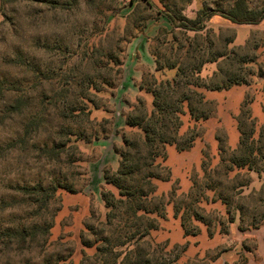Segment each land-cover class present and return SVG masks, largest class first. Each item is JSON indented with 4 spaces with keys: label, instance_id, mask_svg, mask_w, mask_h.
<instances>
[{
    "label": "rangeland",
    "instance_id": "obj_1",
    "mask_svg": "<svg viewBox=\"0 0 264 264\" xmlns=\"http://www.w3.org/2000/svg\"><path fill=\"white\" fill-rule=\"evenodd\" d=\"M233 1L152 0L153 5H148L144 0H0V264H81L83 257L94 254L93 249L83 248L80 235L93 214L105 220L107 210L102 193L118 194L114 187L105 184L103 174L105 170L112 171L111 166H119L116 150L123 147L126 135L137 131L126 126V119L140 101L147 109L152 108L153 96L148 90L154 80L175 75V71L156 72V55L163 62L170 54L167 48L177 46L167 6L172 13L195 19L205 4L213 9L227 8ZM248 4L259 9L264 7V0H248ZM207 26L216 34L236 32L237 46L255 41L261 46L257 54H262L264 60V21L259 26H241L216 16ZM142 53L149 61L153 58L155 71L146 69L147 62L140 64ZM131 58L135 60L137 77L127 84L125 67ZM215 68L207 65L202 76L210 77ZM38 71L64 73L79 82L91 81L100 90L90 94L96 107L89 105L91 115L76 129V134L84 132V136L71 139L70 145L77 146V152L70 150L60 163L40 159L36 149L52 145L50 128L41 137L30 140L26 150V145L18 144L41 96L49 94L51 88L47 82L39 84ZM250 81V87L205 92L214 113L199 125L200 138L191 150L179 152L174 146L166 149L165 166L171 171V181L157 183L158 194L167 196L173 188H180L177 195L188 193L193 181L204 185L203 163L212 168L219 163V139L226 148L238 145L240 134L235 119L247 97L254 100L250 106L253 117L264 123V82L257 77ZM54 179L65 182L75 194L59 190L49 209L34 216L36 205L24 199L16 188L38 182L49 185ZM247 180L249 185L241 195L237 191L232 201L234 224L229 222L227 207L218 199L213 203V195L208 193L209 201L201 204L199 213L210 228L195 222L193 227L200 234L185 238L181 221L175 218L170 205L165 220L158 221V230L149 241L169 248L187 246L180 264H240L245 258L258 260L255 247L258 237L264 240V222L258 230L252 224L253 220L258 224L264 221V176L251 173L244 175L242 181ZM239 208L244 210L242 214ZM43 222L52 225L46 243L24 253H20L16 243L9 244L7 231ZM239 226L245 231L239 230ZM225 231L227 235H222ZM247 249L254 254L247 253ZM181 252L179 249L176 255ZM217 255L218 260L211 262Z\"/></svg>",
    "mask_w": 264,
    "mask_h": 264
},
{
    "label": "trees",
    "instance_id": "obj_2",
    "mask_svg": "<svg viewBox=\"0 0 264 264\" xmlns=\"http://www.w3.org/2000/svg\"><path fill=\"white\" fill-rule=\"evenodd\" d=\"M144 1L153 5L152 0ZM167 8L174 25L173 42L177 46L172 44L167 48L170 54L163 62L159 54L156 55V72L175 71V75L171 79L154 80L148 90L153 96L152 108L147 109L140 101L139 107L126 119V126L137 131L126 135L123 147L116 150L120 156L117 171L105 170L103 174L105 184L114 187L118 194L102 193L107 210L105 220L101 221L93 214L81 232L83 248L94 250L92 256L83 257L81 264H180L187 246L169 248L149 241L151 234L158 230V221L165 220L167 207L173 205L185 238L197 237L200 231L194 229L195 222L210 228L199 213L201 204L209 201L208 193L213 195V203L218 199L227 207L229 222L234 224L235 217H231L233 198L237 191L241 195L249 185V180L242 181L244 175L264 176V123L260 124L253 117L250 106L254 100L247 97L235 119L240 134L238 145L234 149L226 148L219 139V163L214 168L203 163L204 185L193 181L188 193L177 195L180 188H173L167 196L158 194L157 183L171 181V171L165 166L166 149L174 146L179 152L191 150L200 138L199 125L214 113L213 104L206 99L205 92L250 87L252 77L264 82L263 55L257 54L259 44L253 41L237 46L236 32L227 30L216 34L207 26L216 16L233 25H259L264 21V7L252 9L248 0H234L227 8L213 9L205 4L195 19L172 13L171 8ZM179 36H182L180 43ZM207 65L216 68L210 77L204 78L202 73ZM37 77L41 86L47 82L51 88L49 94L41 96L38 109L25 124L23 139L18 144L26 145L23 147L26 150L30 140L41 137L50 128L53 130L52 145L44 144L36 149L40 159L60 163L70 150L77 152V146L70 145L71 139L84 136V132L76 134V129L81 128L91 115L89 105L96 107L90 94L100 90L91 81L79 82L55 71H38ZM262 93L264 109V86ZM16 189L30 204L36 205L34 216L49 209L59 190L75 194L70 186L58 179L49 185L38 182L31 187ZM238 211L242 214L244 210L239 208ZM263 222L258 224L253 220L252 226L258 230ZM51 229L49 222L23 225L7 231L6 237L9 244L16 243L20 253H24L46 243ZM239 230L245 231L241 226ZM221 234L227 235V232ZM257 248L256 245L255 251ZM179 249L182 252L176 255ZM247 253L254 254L248 249ZM217 257L211 262H216ZM248 262L249 259L245 258L240 264Z\"/></svg>",
    "mask_w": 264,
    "mask_h": 264
},
{
    "label": "crops",
    "instance_id": "obj_3",
    "mask_svg": "<svg viewBox=\"0 0 264 264\" xmlns=\"http://www.w3.org/2000/svg\"><path fill=\"white\" fill-rule=\"evenodd\" d=\"M263 23V22H262ZM261 23V24H262ZM259 24V25H261ZM256 25V26H259ZM141 60L140 64H144L143 62H147L146 65V69L149 71H155V62L153 60V58H151V60H148V57L145 53L140 54ZM134 58L128 59L126 62V67H125V74H124V79L126 80V83L128 84L129 82H131V80L136 79L137 75L135 76L136 70L134 69L135 66L133 65L134 62ZM111 169L113 172L117 171L118 167H114L111 166ZM257 258L256 259H250L248 264H264V240L260 239L258 237V248H257ZM215 263V262H214Z\"/></svg>",
    "mask_w": 264,
    "mask_h": 264
}]
</instances>
